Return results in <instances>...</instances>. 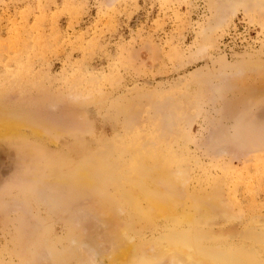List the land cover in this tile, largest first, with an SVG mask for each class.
I'll return each mask as SVG.
<instances>
[{
  "label": "rangeland",
  "instance_id": "obj_1",
  "mask_svg": "<svg viewBox=\"0 0 264 264\" xmlns=\"http://www.w3.org/2000/svg\"><path fill=\"white\" fill-rule=\"evenodd\" d=\"M1 111L31 121L0 135V264H144L115 258L104 204L137 246L264 262V0H0ZM97 157L113 177L73 179ZM161 159L218 205L150 216Z\"/></svg>",
  "mask_w": 264,
  "mask_h": 264
},
{
  "label": "bare ground",
  "instance_id": "obj_2",
  "mask_svg": "<svg viewBox=\"0 0 264 264\" xmlns=\"http://www.w3.org/2000/svg\"><path fill=\"white\" fill-rule=\"evenodd\" d=\"M23 117L24 116L19 117L16 115L9 116V114L6 115L5 112L1 111L0 135H6L7 133H9L11 127H23L24 125L27 126L28 121L31 120L24 119ZM96 162L98 164V168L96 169V171H91L85 166L78 167V171H74L75 174L72 176L73 179L81 182V184L85 183L88 185L89 183L94 185L96 183H100L98 176L103 177L102 179L103 181H105L106 179H110L116 174L115 163H111L110 161H107L101 157H97ZM167 168L168 167L164 165L163 159H161V163L157 165L156 171L160 173L162 179L165 182L172 184L173 193H171L165 200L164 198H159L156 195H151L149 191L146 190L148 194L145 195L147 196L148 200L147 208H149L148 214L150 216L154 218H161L166 217L167 215L172 213L175 214L176 219H180L181 222H192L195 221L197 217L210 213L211 210H213V208L218 205V201L211 196L208 199L203 200L191 195L190 203H187L188 194L186 191L187 187L185 186L187 184V178L184 179L181 175L175 177L168 172ZM180 170L183 171V169ZM136 190L138 191L139 189L134 188V192H136ZM179 205H181L180 211H178ZM102 208V214L104 215L105 221L108 223V227H112L111 231L115 230V232L111 234V243L109 242V246L110 244H112L110 247L113 250L116 259H126L127 261L128 259L133 258V256L135 257V255L145 252L148 256L142 259L144 264H264V262L261 263L255 259H249L247 256L239 253L230 252L228 255H225V253L221 252L219 249L203 245L202 241L194 234L189 237L175 235L172 238L166 239L164 242L161 241V243L147 242L145 244L143 243L142 246H137L133 243L134 237L128 235L125 230L126 228L123 226L124 224L120 222L117 214L113 210V207H109L108 205L104 204ZM262 250L264 252L263 245Z\"/></svg>",
  "mask_w": 264,
  "mask_h": 264
}]
</instances>
